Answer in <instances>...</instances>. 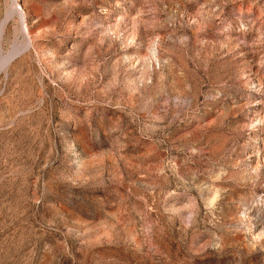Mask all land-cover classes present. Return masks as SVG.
Wrapping results in <instances>:
<instances>
[{"label":"rangeland","instance_id":"obj_1","mask_svg":"<svg viewBox=\"0 0 264 264\" xmlns=\"http://www.w3.org/2000/svg\"><path fill=\"white\" fill-rule=\"evenodd\" d=\"M15 2L0 264H264V0Z\"/></svg>","mask_w":264,"mask_h":264},{"label":"bare ground","instance_id":"obj_2","mask_svg":"<svg viewBox=\"0 0 264 264\" xmlns=\"http://www.w3.org/2000/svg\"><path fill=\"white\" fill-rule=\"evenodd\" d=\"M13 6L16 9V13H14V15L9 13L0 23V76L2 74H6L12 63L28 53L30 48V43L26 36L27 30L25 17L24 15L21 17L20 12L17 8L19 7L21 9V7L18 2L17 5L14 4ZM15 17L18 18V25L17 27H15L13 32V42L9 49H5L4 43L9 31V26Z\"/></svg>","mask_w":264,"mask_h":264},{"label":"water","instance_id":"obj_3","mask_svg":"<svg viewBox=\"0 0 264 264\" xmlns=\"http://www.w3.org/2000/svg\"><path fill=\"white\" fill-rule=\"evenodd\" d=\"M15 4L17 5V3L15 2ZM18 8V11L20 12V15H21V17L23 16V13H22V11H21V9L19 8V7H17ZM13 12L14 13H16V9L15 8H13ZM26 36H27V31H26ZM28 38V37H27ZM28 41H29V39H28ZM30 43V42H29Z\"/></svg>","mask_w":264,"mask_h":264}]
</instances>
